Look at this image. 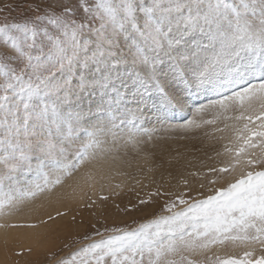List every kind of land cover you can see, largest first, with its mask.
<instances>
[{
  "label": "snow or ice",
  "instance_id": "1",
  "mask_svg": "<svg viewBox=\"0 0 264 264\" xmlns=\"http://www.w3.org/2000/svg\"><path fill=\"white\" fill-rule=\"evenodd\" d=\"M14 10L0 4V215L53 195L104 206L129 179L191 166L176 141L205 142L216 161L187 173L197 187L182 178L178 194L157 187L139 199L155 206L131 224L81 221L82 240L63 255L71 245L57 235L47 264H264V0H28L9 18ZM133 163L136 176L123 170Z\"/></svg>",
  "mask_w": 264,
  "mask_h": 264
},
{
  "label": "rangeland",
  "instance_id": "2",
  "mask_svg": "<svg viewBox=\"0 0 264 264\" xmlns=\"http://www.w3.org/2000/svg\"><path fill=\"white\" fill-rule=\"evenodd\" d=\"M27 2L28 0H0V4L8 3L15 9L14 11H11L9 18L16 17L24 9ZM173 147H175L176 150L185 153L186 157L192 162L191 166L178 170L179 165H177L172 169L171 175H168V173L163 170H157L154 173H150V179L143 180L141 185H136L129 179L122 189L116 190L120 193L119 197H110L104 206L95 209H82L79 208L76 203H70L69 206L65 205L51 214L41 215L42 211L38 210L33 212L31 218L27 220L17 219L8 221V223L0 222V226L4 227L7 225H17L16 227H10L12 229L21 230L22 228H29L35 230L32 235L34 238L32 237L30 241H27L23 237L18 238V236H15L12 240L0 244V264H36V262L47 264L45 252L60 249V243L59 241H54V237L59 235L60 240L68 242L71 245L70 248L60 249L58 255L70 252L72 248L76 247L82 240V237L85 234V227L81 224V221L94 222L95 219L99 218L108 225H112L113 223L120 224L121 222L131 224L133 217H140L141 215L150 212L155 206L150 203L147 207H142L138 204V200L149 199L148 193L157 187H159L161 192L178 194L185 189V185L180 183L182 178L188 179L189 186L197 187L202 181L198 177L187 175V173L192 171H203L204 168L201 167L199 163L201 160L205 162V166L214 165L216 161L214 159L208 160L206 157V154H212L214 151L213 147L200 140L192 139L176 141ZM186 149H190V151L185 152ZM197 149H199V151H197ZM123 170L128 171L130 175H137L135 163H133L132 168L125 167ZM137 178L140 177L137 176ZM121 179L124 178L117 177L116 181L118 182ZM144 185H147V187H144ZM171 198L172 195H164L160 197H152L151 199L153 201H158L159 204L162 205L165 200ZM116 205H119V208H117ZM130 205L141 208V211H129L128 213L121 211V209L128 208ZM102 208L104 210V216L100 215ZM22 211L26 212V209ZM57 211L65 213V215L56 217ZM92 211L97 212V217L91 216ZM48 215L56 217L55 220L49 221L47 224H40L39 221L46 220ZM73 216L76 217L75 221H73ZM105 216L107 217L106 220ZM29 224H35L36 227L30 228L28 227ZM28 249H31V251H28ZM221 254H226L227 256L239 259L243 254V250L227 247L221 249Z\"/></svg>",
  "mask_w": 264,
  "mask_h": 264
},
{
  "label": "bare ground",
  "instance_id": "3",
  "mask_svg": "<svg viewBox=\"0 0 264 264\" xmlns=\"http://www.w3.org/2000/svg\"><path fill=\"white\" fill-rule=\"evenodd\" d=\"M70 203H72V202L58 201L55 199L54 195L52 197H49V198L40 197L36 201H34V204L32 206L34 207L35 205H42L41 207L34 208V211H32L31 213H28L27 208H25L26 212L20 211V213H18V212L13 213L12 215H1L0 216V222H2V223L7 222L8 223V221L17 220V219L18 220H27V219L31 218V214L33 212L38 211V210L42 211L41 215L42 214L45 215V214H49V213L51 214L52 212H55V210H57L61 207H64L65 205L69 206ZM22 229L21 230L20 229H12V228L7 227V226H5V227L0 226V244H2L3 242H7V241L12 240L13 237H15V236H18V238L23 237L27 241H30L32 239V237L34 238V236H32V235H33V232L35 230L29 229V228L23 229V230ZM27 243H25V244H27Z\"/></svg>",
  "mask_w": 264,
  "mask_h": 264
}]
</instances>
